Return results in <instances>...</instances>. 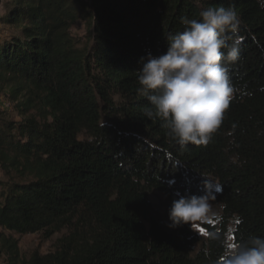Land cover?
<instances>
[{
	"label": "trees",
	"instance_id": "16d2710c",
	"mask_svg": "<svg viewBox=\"0 0 264 264\" xmlns=\"http://www.w3.org/2000/svg\"><path fill=\"white\" fill-rule=\"evenodd\" d=\"M234 6L237 92L207 146L170 141L137 92L141 57L166 51L182 17ZM83 24V41L71 28ZM0 24V86L20 122L0 118V229L62 230L54 252L24 262L0 234L5 264H223L224 243L264 238V9L257 0H8ZM236 128L233 129L232 125ZM215 195L199 240L167 227L150 202ZM215 185L222 191L216 192ZM237 220L242 222L237 223Z\"/></svg>",
	"mask_w": 264,
	"mask_h": 264
},
{
	"label": "clouds",
	"instance_id": "9594fccd",
	"mask_svg": "<svg viewBox=\"0 0 264 264\" xmlns=\"http://www.w3.org/2000/svg\"><path fill=\"white\" fill-rule=\"evenodd\" d=\"M257 3L264 9V0ZM198 17H182L183 30L168 37L166 51L141 57L142 66L137 70V92L150 105L144 115L158 119L170 141L182 148L211 142L237 92L230 79V65L240 58L237 33L241 20L235 7H207ZM211 187L205 182V194L199 196L177 193L178 198L168 208L170 223L166 226L193 227L208 221L210 201L215 200L207 191ZM215 191H222L220 185H215ZM223 264H264V238L252 236L233 242L228 236Z\"/></svg>",
	"mask_w": 264,
	"mask_h": 264
},
{
	"label": "rangeland",
	"instance_id": "374dc122",
	"mask_svg": "<svg viewBox=\"0 0 264 264\" xmlns=\"http://www.w3.org/2000/svg\"><path fill=\"white\" fill-rule=\"evenodd\" d=\"M8 0H0V18L4 15L6 9V3ZM19 32H14L13 30H8L3 25L0 24V40L3 38H8L13 35H18ZM71 34L82 40L85 36V28L83 24L78 23L71 28ZM0 118H4L7 121L20 122L21 117L18 116L14 102L9 98V92L6 88L0 86ZM2 179L0 174V180ZM150 202L152 203L155 210L158 212L161 220L165 225L170 223L168 220V208L171 206L172 200L167 198L159 192H152L150 195ZM211 212L210 219L205 222H197L192 228V232L196 234L199 240H204L206 238L204 224L215 223L216 219L220 216L221 208L217 204L216 200L210 201ZM191 226V225H190ZM1 236L8 237L12 240H17L19 256L21 260L26 262L30 256L34 253L40 255H45L55 251L57 246V241L67 234V231L62 230L58 233L51 235L50 237H45L42 233L17 236L9 232H4L0 229ZM1 249V247H0ZM6 256L0 255V264H5Z\"/></svg>",
	"mask_w": 264,
	"mask_h": 264
}]
</instances>
